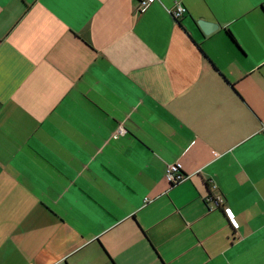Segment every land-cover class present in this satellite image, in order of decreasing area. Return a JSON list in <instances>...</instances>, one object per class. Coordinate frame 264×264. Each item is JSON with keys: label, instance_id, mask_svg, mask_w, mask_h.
<instances>
[{"label": "crops", "instance_id": "0c3cea01", "mask_svg": "<svg viewBox=\"0 0 264 264\" xmlns=\"http://www.w3.org/2000/svg\"><path fill=\"white\" fill-rule=\"evenodd\" d=\"M136 8L0 0V264H264V0Z\"/></svg>", "mask_w": 264, "mask_h": 264}, {"label": "built area", "instance_id": "2783aa9c", "mask_svg": "<svg viewBox=\"0 0 264 264\" xmlns=\"http://www.w3.org/2000/svg\"><path fill=\"white\" fill-rule=\"evenodd\" d=\"M154 1L155 0H139L137 2L136 11L138 12L143 11L145 8L148 7V5L152 4ZM185 13H186V9L179 2H175L172 9L169 10V14H171V16L175 20L182 17ZM123 134H124V129L121 126H118L113 136H120ZM165 179L169 184L175 185V184L182 182L184 180V177L179 172H177L175 167L168 166L165 170ZM213 200L214 199L211 197L207 198L208 202L213 201ZM213 202H216V201L214 200Z\"/></svg>", "mask_w": 264, "mask_h": 264}, {"label": "water", "instance_id": "95a60500", "mask_svg": "<svg viewBox=\"0 0 264 264\" xmlns=\"http://www.w3.org/2000/svg\"><path fill=\"white\" fill-rule=\"evenodd\" d=\"M197 26L200 28V30L202 31L204 35H210L214 31L217 30V25L209 23V22L198 21ZM206 202H208L207 199H206Z\"/></svg>", "mask_w": 264, "mask_h": 264}, {"label": "trees", "instance_id": "16d2710c", "mask_svg": "<svg viewBox=\"0 0 264 264\" xmlns=\"http://www.w3.org/2000/svg\"><path fill=\"white\" fill-rule=\"evenodd\" d=\"M139 0H136V3L138 2ZM179 19H177L176 21H178ZM224 33H225V36H226V38L228 39V41L231 43V44H233V45H235L236 46V43H235V40H234V38H233V36L231 35V33L228 31V30H224ZM214 201V200H213ZM215 206H216V208H218V203L216 202V204H215Z\"/></svg>", "mask_w": 264, "mask_h": 264}, {"label": "snow or ice", "instance_id": "6c2138e0", "mask_svg": "<svg viewBox=\"0 0 264 264\" xmlns=\"http://www.w3.org/2000/svg\"><path fill=\"white\" fill-rule=\"evenodd\" d=\"M229 215H231V213H229Z\"/></svg>", "mask_w": 264, "mask_h": 264}]
</instances>
